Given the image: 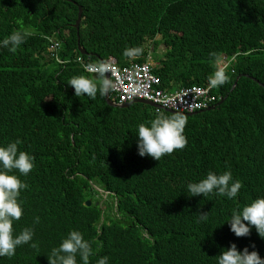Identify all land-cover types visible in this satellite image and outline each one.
<instances>
[{
    "label": "trees",
    "instance_id": "trees-1",
    "mask_svg": "<svg viewBox=\"0 0 264 264\" xmlns=\"http://www.w3.org/2000/svg\"><path fill=\"white\" fill-rule=\"evenodd\" d=\"M73 1L0 0V40L14 31L30 33L18 48H0V145L19 139V150L34 157L33 170L20 177L27 188L14 229L33 227L36 245L17 248L0 264H16L11 260L19 254H48L71 230L89 241V264L102 256L109 264H215L231 243L264 257V239L254 228L236 237L225 222L238 206L264 196V0H152L154 7L148 0ZM79 6L87 61L114 56L130 65L124 50L139 48L133 61L144 64L150 42L159 45L162 34L167 51L163 58L153 51V73L169 91L207 84L217 67L211 53L232 60L234 73L226 72L227 82L213 91L214 106L220 105L184 115V149L160 161L139 156L136 126L158 113L173 115L142 104L113 108L99 93L75 97L68 80L94 77L75 63L53 70L58 65L44 56L46 37L65 41L62 58L78 56ZM157 8L165 10L163 17ZM225 170L241 181L236 198L181 192L209 171ZM93 184L113 193L107 212L116 209L121 218H103ZM197 211H210L208 220L197 222Z\"/></svg>",
    "mask_w": 264,
    "mask_h": 264
},
{
    "label": "clouds",
    "instance_id": "clouds-1",
    "mask_svg": "<svg viewBox=\"0 0 264 264\" xmlns=\"http://www.w3.org/2000/svg\"><path fill=\"white\" fill-rule=\"evenodd\" d=\"M72 1L73 0H70L69 2ZM148 2L152 7H154L153 5L155 3H153L152 0H148ZM73 3L77 4L76 1H73ZM157 3L159 4V2ZM80 7L82 6H79V9ZM154 10L156 12H160L159 14L161 17H163L166 13L165 10L161 8ZM74 28L76 29L75 25ZM29 35L30 33L22 31L11 32L7 38L0 40V48H5L8 51H12L13 49H16L22 45ZM65 35H68V32H65ZM77 35L80 41L78 31ZM46 39L48 41V47L44 56L47 60H53L58 65V68L55 65H52L53 70L57 71L61 67L65 68L66 65L75 63L84 71L86 75L94 77L89 78L88 76L78 75L73 76L68 80L67 84L74 89L75 97L87 96L90 99H94L97 93H99L101 97H105V100L106 96H108V99L112 103L118 105V107L113 108H121L126 104H130L129 107H131L132 105L140 104L137 103V100H143L136 99L132 102L121 103L120 98L114 91L116 85L112 82L111 75L108 74L110 71V66L107 64L110 59H114L116 61V65L119 69L128 68L131 65L138 64L133 61V57L140 54L141 50L139 48L125 49L123 55L130 58L128 60V64L130 65L121 66L119 60L114 56H109L105 59H98L95 62L87 61L84 57L89 56L90 53L81 45L83 50L87 52V54H83L79 50L78 42L77 48L79 55L73 59L62 58V46L65 41L58 39L56 35L46 37ZM156 40L160 41V44L154 46L153 43L150 42V54L147 56V62L144 63L151 66L152 72L153 66H155L153 65L152 58L153 51H155L157 48L156 54L160 55V58H163L167 51L163 35L158 33L156 35ZM160 47L165 48L166 51L164 53L158 52ZM210 55L212 56L217 67L208 77V83L203 86L192 85L183 87L181 89L190 87L202 89L211 88L209 92L215 97L213 94L214 88L223 86L227 82L228 77L226 72L234 73V71H229L230 67H233V65L230 64L232 60L225 57V55L222 58V65L221 57L217 53H211ZM177 91L178 90L170 92L174 93ZM215 102L216 97L206 109L197 110L194 112L175 111L177 114L173 116H164L158 113L150 121L139 123L136 126L135 131V143L138 155L141 157L149 156L154 160L160 161L162 157L170 155L174 151L184 149L187 144V139L184 135V128L187 121L184 115L188 116L189 114L202 113L203 111L208 110L210 107H213ZM215 106L217 107L218 104ZM155 110L164 111L162 108L161 110ZM20 143L21 141L16 139L14 141H9L4 145H0V258L6 257L11 259L16 254V249L25 245H27L29 248L36 247L33 239V227H25L19 232H16L14 229V224L20 220L24 213L21 194L27 188V184L23 182L20 177L27 176L35 166L33 155L19 150L18 145ZM64 175L70 178L68 170L64 171ZM93 186L98 191L97 195L102 197L106 196V202L109 196L113 195V193L105 191L95 184H93ZM241 187V181L234 179L230 171L225 170L222 173H214L209 171L198 181L187 183L184 187V190L181 192L185 193L188 197L202 196L203 198H207L212 196L224 197L228 200H232L237 197ZM88 201H91L92 204V200ZM106 202L105 206H107ZM114 204L115 206L117 205V199L114 200ZM95 205L102 209L103 205H101L99 202H95ZM114 210L117 218H121L120 215L117 214L116 209ZM209 212L201 213L197 211V213H195L197 222L207 221L209 218ZM103 213L104 211L102 209V214ZM39 221L40 218L38 216L35 217L33 219V225L38 224ZM225 222H227L229 230L236 237H247L249 236L250 231L254 228L258 237L264 239V196H258L250 203H247L242 207L238 206L234 211L231 212L230 217ZM149 237L150 235L148 234L147 230H144L142 239L145 240ZM252 247L254 248V245ZM91 255L92 248L89 241L85 240L79 231L71 230L65 237L61 239L58 246H54L50 249L48 254L29 252L23 256L22 254H19L11 261L18 260L16 264H89V257ZM96 264H109V257H100L97 259ZM215 264H264V257H261L255 250L249 251L248 247L238 250L236 244L231 243L227 248H221L219 254L216 255Z\"/></svg>",
    "mask_w": 264,
    "mask_h": 264
},
{
    "label": "built area",
    "instance_id": "built-area-1",
    "mask_svg": "<svg viewBox=\"0 0 264 264\" xmlns=\"http://www.w3.org/2000/svg\"><path fill=\"white\" fill-rule=\"evenodd\" d=\"M107 64L110 66L108 74L116 85L114 91L121 103L143 99L163 110L194 112L206 109L215 100L209 92L211 88L190 87L174 93L162 88L161 80L153 74L149 64H134L123 69L117 67L114 59Z\"/></svg>",
    "mask_w": 264,
    "mask_h": 264
},
{
    "label": "water",
    "instance_id": "water-1",
    "mask_svg": "<svg viewBox=\"0 0 264 264\" xmlns=\"http://www.w3.org/2000/svg\"><path fill=\"white\" fill-rule=\"evenodd\" d=\"M67 1H70V0H67ZM82 16H83V10H82V7H80L79 9V14H78V18L76 20V23H75V27L78 31V34H79V28H80V25L82 23ZM78 47H79V50L83 53V54H87V52L85 50H83L81 44H80V41L78 39ZM108 78V76H107ZM237 84V83H236ZM236 84L234 85L233 89L235 88ZM106 101L108 103L109 106H112V107H118V105L112 103L109 99H108V96H106ZM224 100H221V103L223 102ZM137 103H140V104H144V105H147V106H150L152 108H155V109H158V110H161V107L158 106V105H155L147 100H137ZM220 105V104H218ZM130 106V104H126L124 106H122L121 108H128ZM216 108V106H213V107H210L208 110L211 111V110H214ZM163 110V109H162ZM164 111H167L168 113L172 114V115H176L177 113L175 111H171V110H164ZM198 113H194V114H189L188 116L189 117H192L194 115H197ZM179 115H183V114H179ZM86 205L89 207L91 206V201H87Z\"/></svg>",
    "mask_w": 264,
    "mask_h": 264
},
{
    "label": "rangeland",
    "instance_id": "rangeland-1",
    "mask_svg": "<svg viewBox=\"0 0 264 264\" xmlns=\"http://www.w3.org/2000/svg\"><path fill=\"white\" fill-rule=\"evenodd\" d=\"M166 51V49L165 48H163V47H160V49H159V51L158 52H160V53H164ZM158 55V54H157ZM156 58V57H155ZM158 58H160V55H158ZM222 61V63H221V65L223 64V60H221ZM153 65H156V59L155 60H153ZM96 202H99L101 205H103L102 206V209H103V211H104V213H103V218H106L105 216H104V214H107L108 212H107V206H105V202H106V196H100V195H96ZM115 210H113V211H110V213H108V214H110V215H114V216H116L117 217V215L115 214V212H114Z\"/></svg>",
    "mask_w": 264,
    "mask_h": 264
}]
</instances>
